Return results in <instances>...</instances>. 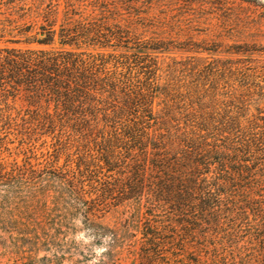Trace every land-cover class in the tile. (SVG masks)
<instances>
[{
  "label": "rangeland",
  "instance_id": "obj_1",
  "mask_svg": "<svg viewBox=\"0 0 264 264\" xmlns=\"http://www.w3.org/2000/svg\"><path fill=\"white\" fill-rule=\"evenodd\" d=\"M42 26L54 42L29 44ZM62 28L79 46L59 43ZM3 47L82 52L119 81L114 106L148 105L153 119L145 150L54 139L23 121L20 92L0 134V162L16 168L0 182V264H264V0H0ZM81 159L98 178L85 183L93 215L36 198L61 191L55 166Z\"/></svg>",
  "mask_w": 264,
  "mask_h": 264
},
{
  "label": "trees",
  "instance_id": "obj_2",
  "mask_svg": "<svg viewBox=\"0 0 264 264\" xmlns=\"http://www.w3.org/2000/svg\"><path fill=\"white\" fill-rule=\"evenodd\" d=\"M41 29L44 37H34L29 44L46 46L54 42L56 30L45 26ZM80 36L83 34L76 30L62 28L59 43L79 46L75 41ZM92 61L84 59L82 52L72 50L0 48V134H7L11 125L16 123L17 117L12 115V110L15 109L14 103L18 94L24 92V100L29 107V119L23 121L26 124L31 123L40 135L56 139L65 134L84 138L100 133L103 137L107 136L106 141L118 140L120 136H124L132 144L130 150L135 147L145 150L147 146L144 138H148L146 129L149 128V121L153 119L152 109L148 105L134 106L133 110L114 106L110 100L119 92V81ZM137 113L139 123L121 127L122 117ZM114 158L117 161L103 158L107 171L116 170L120 158L116 155ZM54 159L58 161L59 156H54ZM137 162L136 160L132 168L137 184H140L145 166ZM87 163L81 159L74 168L71 165H67L65 169L55 166L51 175L60 181L61 191L51 195L38 194L36 198L39 200L51 196L58 203L68 196L82 205H87L86 217L93 215L94 210L88 205L93 199H86L90 194L88 196L85 191V183L86 180L91 182L92 187L94 182H98V178L89 170ZM15 169L8 172L0 162V182H6L9 179L7 175H11ZM32 173L36 175L33 179H41L47 174L42 170H33Z\"/></svg>",
  "mask_w": 264,
  "mask_h": 264
}]
</instances>
